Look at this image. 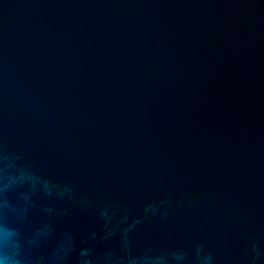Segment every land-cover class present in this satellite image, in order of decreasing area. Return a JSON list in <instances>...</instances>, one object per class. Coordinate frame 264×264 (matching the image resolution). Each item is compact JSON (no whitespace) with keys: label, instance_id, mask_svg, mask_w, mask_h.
Returning a JSON list of instances; mask_svg holds the SVG:
<instances>
[{"label":"water","instance_id":"1","mask_svg":"<svg viewBox=\"0 0 264 264\" xmlns=\"http://www.w3.org/2000/svg\"><path fill=\"white\" fill-rule=\"evenodd\" d=\"M0 264H264V0H0Z\"/></svg>","mask_w":264,"mask_h":264}]
</instances>
